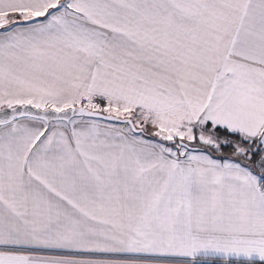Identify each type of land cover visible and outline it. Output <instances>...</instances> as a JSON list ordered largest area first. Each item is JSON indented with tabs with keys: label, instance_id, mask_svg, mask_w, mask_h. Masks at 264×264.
I'll list each match as a JSON object with an SVG mask.
<instances>
[{
	"label": "snow or ice",
	"instance_id": "snow-or-ice-1",
	"mask_svg": "<svg viewBox=\"0 0 264 264\" xmlns=\"http://www.w3.org/2000/svg\"><path fill=\"white\" fill-rule=\"evenodd\" d=\"M0 264H264V0H0Z\"/></svg>",
	"mask_w": 264,
	"mask_h": 264
}]
</instances>
